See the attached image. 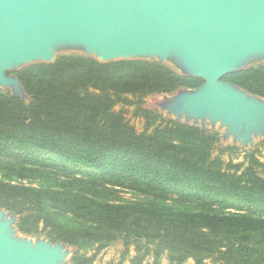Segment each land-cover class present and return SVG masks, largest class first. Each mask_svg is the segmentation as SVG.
I'll use <instances>...</instances> for the list:
<instances>
[{
  "label": "trees",
  "instance_id": "16d2710c",
  "mask_svg": "<svg viewBox=\"0 0 264 264\" xmlns=\"http://www.w3.org/2000/svg\"><path fill=\"white\" fill-rule=\"evenodd\" d=\"M7 73L27 96L0 92V209L18 232L73 247L70 264H94L116 243V264H264L261 149L224 160L238 149L216 131L144 106L202 79L156 60L81 54ZM221 80L264 98V64Z\"/></svg>",
  "mask_w": 264,
  "mask_h": 264
},
{
  "label": "water",
  "instance_id": "95a60500",
  "mask_svg": "<svg viewBox=\"0 0 264 264\" xmlns=\"http://www.w3.org/2000/svg\"><path fill=\"white\" fill-rule=\"evenodd\" d=\"M63 49L99 62L173 58L175 71L203 83L173 93L172 119L221 122L243 144L264 129V98L221 80L264 56V0H0V92L26 99L7 72ZM15 222L0 209V264H63L69 246L20 240Z\"/></svg>",
  "mask_w": 264,
  "mask_h": 264
},
{
  "label": "rangeland",
  "instance_id": "374dc122",
  "mask_svg": "<svg viewBox=\"0 0 264 264\" xmlns=\"http://www.w3.org/2000/svg\"><path fill=\"white\" fill-rule=\"evenodd\" d=\"M64 50V51H63ZM62 51H58L56 54V57L62 54H82L81 50L73 49V50H67L63 49ZM164 64L173 70L177 69L178 62L173 58H167L164 61ZM247 66H254L258 64H264V56L258 58V59H249L244 62ZM10 91V89H7ZM173 94H154V95H148L143 99L144 106L147 108L154 109L157 113L161 114L164 118H176V114H174L170 109H168L167 102L173 98ZM115 110H122L126 119L130 122L131 125L135 127V129L140 132L143 130V120L138 117H134L132 115L133 107H123L122 105L118 104L115 106ZM180 119L182 121H188L189 123H195L198 126L202 125L210 130V131H216L219 134L220 137V144L224 146H235L238 150L232 154L224 153L222 158L224 160L227 159H234L235 162L242 160V156L244 154V151H248L249 149H254L255 147H259L261 149V159L264 161V148L260 146V143L264 141V129L261 132H257L253 134L252 142H247V144L241 143L237 137H234L232 133L229 134L227 126L223 125L221 122H215L212 123L207 118L202 121L201 119L194 120L193 118L187 119L186 116L183 114L181 115ZM217 151L215 152V154ZM117 194L119 197L123 198L124 200H135L137 197L136 193L127 192L122 189L117 191ZM14 237H17L20 240L26 239L33 244L37 242L39 239L34 236H28L25 234H21L18 231H15L13 234ZM68 254L63 259V264H70L68 262V259L70 255L72 254L73 247H66L64 248ZM122 249V246L120 243H116L114 245H111L107 249H105L97 259V261L94 264H116L120 257V251ZM71 252V253H70ZM151 259L148 260L145 264H150ZM207 264H214L212 260H208L206 262ZM124 264H129L128 262H125ZM160 264H168L165 257L162 258ZM185 264H193L192 260H188Z\"/></svg>",
  "mask_w": 264,
  "mask_h": 264
}]
</instances>
